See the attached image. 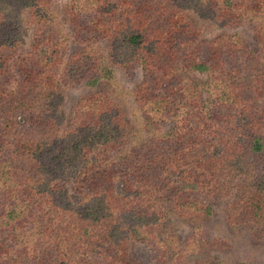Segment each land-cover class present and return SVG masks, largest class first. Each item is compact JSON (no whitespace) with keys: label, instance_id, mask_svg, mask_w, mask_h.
I'll list each match as a JSON object with an SVG mask.
<instances>
[{"label":"trees","instance_id":"trees-1","mask_svg":"<svg viewBox=\"0 0 264 264\" xmlns=\"http://www.w3.org/2000/svg\"><path fill=\"white\" fill-rule=\"evenodd\" d=\"M220 1L216 26L233 32L206 41L184 15L204 0H0V264H141L135 240L156 251L147 264H208L211 244L194 253L176 228L214 215L264 249V0ZM136 66L126 93L119 76ZM98 82L114 90L61 123V88ZM130 109L172 127L150 144L166 147L161 184L137 168L116 191L92 173L130 158Z\"/></svg>","mask_w":264,"mask_h":264},{"label":"rangeland","instance_id":"rangeland-1","mask_svg":"<svg viewBox=\"0 0 264 264\" xmlns=\"http://www.w3.org/2000/svg\"><path fill=\"white\" fill-rule=\"evenodd\" d=\"M62 1L61 3H63ZM172 4L173 2L170 1ZM204 6H202L201 10H196L198 5H191L184 10V15L193 19L196 25H201V31L204 35V40L209 41L212 40L216 35L222 33H232V31H225L224 29L217 27V15L215 14L216 10L221 8L220 0H204ZM207 6H210V9H207ZM246 26H243L240 31H242L245 36L249 39L250 44H253V30H252V22H246ZM199 28V27H197ZM122 74L119 76L121 87L127 93L130 89L135 88L142 80H144V74L140 67L136 66L129 70L121 71ZM190 77H194L197 79H201L203 77L196 74L190 73ZM94 90H108L113 91L114 89L110 87L107 82H98L95 86L88 85H72L69 87H62V104L57 109V112L61 116L60 122L62 121L66 123L72 114L74 106L76 102L82 98L83 96L91 93ZM257 93V92H256ZM257 96L264 95V88L261 93H257ZM132 109V107H131ZM127 111L126 122L127 127H129V134L131 138L135 139L136 146L130 149V158L124 160L123 162L116 163L114 166H104L98 164L93 169L92 175L96 178H92V183H100L104 185H108L112 183V181H116L118 185L114 186L116 191H119L121 188V179L122 175L126 174V177L132 178L137 168L143 173L141 176L142 179H148L149 182L153 184H161L159 179L162 177V167L163 160L162 155H166L167 153H163V149L166 147H162L161 151L158 152L156 148L151 149V141L154 142L155 137L160 136L162 133L170 132L172 127L171 121L168 123L162 124L159 120H155L153 123V127L147 122L146 116L142 113L139 116V122H137L133 113ZM141 122V123H140ZM186 123V125H189ZM138 130V132H136ZM154 138V139H153ZM133 139V140H134ZM137 150H140L141 153H136ZM155 158V155H157ZM148 159V160H147ZM149 159H154L150 162ZM186 169V168H184ZM95 173V175H94ZM97 179V180H96ZM103 181V183L101 181ZM163 185V184H162ZM90 189V186H88ZM94 187V186H93ZM92 188V187H91ZM172 226V225H171ZM177 234V242L181 244L185 238L191 237V235L195 236L196 243L189 245L190 250L195 251L194 253H200L203 250L202 243L209 242L211 247L208 249L207 253V263L208 264H231L230 262H226L224 259V255L232 256V255H240L244 254L257 256L258 258L264 257V249L259 248L258 242H253L252 239L246 237L244 232L237 228L228 225L224 222L218 215H214L211 220L207 218H203L200 220L190 219V220H182L181 223L177 224L176 228ZM202 234V236H201ZM202 240V243H201ZM221 242L226 244L229 243L231 246L221 247ZM235 244L232 246V244ZM228 247H233L228 249ZM192 248V249H191ZM236 250H233V249ZM150 250V249H149ZM151 252L147 250V248L138 240H135L131 244V253L135 257V259L141 264H147L152 259L156 261L157 253L151 248ZM186 253L187 262L195 263L197 260H200L201 256L196 257L195 254Z\"/></svg>","mask_w":264,"mask_h":264}]
</instances>
